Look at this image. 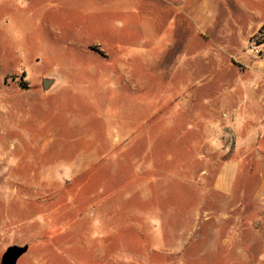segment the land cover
<instances>
[{
	"label": "rangeland",
	"instance_id": "374dc122",
	"mask_svg": "<svg viewBox=\"0 0 264 264\" xmlns=\"http://www.w3.org/2000/svg\"><path fill=\"white\" fill-rule=\"evenodd\" d=\"M180 1L0 0V260L26 246L16 264H264L239 68L199 77L205 0L183 16ZM237 154L239 192L217 194Z\"/></svg>",
	"mask_w": 264,
	"mask_h": 264
},
{
	"label": "crops",
	"instance_id": "0c3cea01",
	"mask_svg": "<svg viewBox=\"0 0 264 264\" xmlns=\"http://www.w3.org/2000/svg\"><path fill=\"white\" fill-rule=\"evenodd\" d=\"M184 0L178 3V8L184 14ZM192 21L197 32L205 31L207 70L206 74L199 77L206 78L208 85L215 79H225L223 71L228 65L237 63L238 80L235 87L240 93L237 120L240 127H247V137L244 139L247 152L253 158L261 161L256 172L251 167L244 174H256L259 185L253 192L258 201L264 200V152L254 144L259 142L261 129L264 126V43L262 55L255 58L245 51L247 40L258 31L264 35V0H205L201 6L192 9ZM182 23V19H181ZM180 55L176 57L174 70L176 77H181L183 54V27L180 24ZM243 47V48H242ZM170 70L169 72H171ZM250 128V130H249ZM236 153L242 152L236 150ZM240 155L225 161L214 178L212 190L222 196H232L239 192L238 179L242 175Z\"/></svg>",
	"mask_w": 264,
	"mask_h": 264
},
{
	"label": "water",
	"instance_id": "95a60500",
	"mask_svg": "<svg viewBox=\"0 0 264 264\" xmlns=\"http://www.w3.org/2000/svg\"><path fill=\"white\" fill-rule=\"evenodd\" d=\"M50 84L49 81L43 82V87L46 88ZM27 252V247H10L1 256V264H16L20 257H22Z\"/></svg>",
	"mask_w": 264,
	"mask_h": 264
},
{
	"label": "built area",
	"instance_id": "2783aa9c",
	"mask_svg": "<svg viewBox=\"0 0 264 264\" xmlns=\"http://www.w3.org/2000/svg\"><path fill=\"white\" fill-rule=\"evenodd\" d=\"M263 43L264 35L261 31H258L248 40L246 51L253 57L259 58L262 55Z\"/></svg>",
	"mask_w": 264,
	"mask_h": 264
}]
</instances>
